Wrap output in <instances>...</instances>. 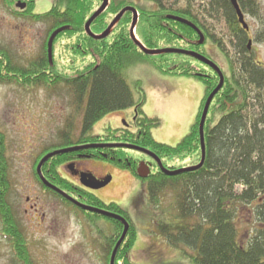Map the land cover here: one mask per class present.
Here are the masks:
<instances>
[{
    "label": "trees",
    "instance_id": "1",
    "mask_svg": "<svg viewBox=\"0 0 264 264\" xmlns=\"http://www.w3.org/2000/svg\"><path fill=\"white\" fill-rule=\"evenodd\" d=\"M35 1L26 0L28 5L26 15L20 14V16L31 22H47L49 24L47 35L58 28L67 26L68 30L59 34L54 42L56 43L60 37H65L67 40L74 39L76 43L70 47V59L73 62L75 60L85 62L84 68L71 77L57 73L53 56L51 63L46 56H42L39 60L30 63L28 67H19L17 77L3 74L6 69L0 66V85L14 83L21 87L41 85L51 87L62 84L70 93L75 112L80 114L79 135L72 139L73 125L66 124V130L60 133L59 146L45 150L34 164L33 175L43 190L48 192L38 179L36 166L44 155L61 148L88 144L125 143L149 150L161 160L164 167L170 170H174V167L169 166V163L187 158L194 161L191 165L199 163L201 153L198 124L205 101L216 86V79L200 76L199 71L191 63L196 62L192 58L175 54L155 57L144 55L130 39L128 31L131 21L130 13L122 17L106 39L95 41L83 34L84 22L89 17L93 6L91 0H52L50 10L43 15L31 13ZM146 1L152 2L158 9L156 12L140 10L136 36L141 43L147 49H157V43L164 42L168 47L191 50L192 47L187 40L192 30L166 19V14L173 12H169L162 5L165 0ZM251 4L253 6V2ZM127 6L133 5L125 1L110 3L106 11L93 22L92 31L95 34H101L112 21H108L109 18H114ZM213 6L224 9L229 16L231 7L227 0H214ZM175 14L188 18L189 12L177 10ZM169 27L174 30H169ZM81 37H84L82 42ZM44 53L46 55L45 51ZM247 53L244 46L237 52L238 56H241L240 60L236 56L235 63L240 73L239 79L235 77L233 62L231 59L228 60L230 77L226 79L222 89L211 102L204 126L206 154L202 167L197 171L172 177L160 173L156 167V172H153L147 180H141L142 183H147L149 201L153 209L158 207L160 197L166 190L175 192L177 217L182 223L175 226L173 223L158 221L155 224L156 232L175 249L180 245L191 248L195 254L189 259L194 264H264V122L251 119L248 112L251 91L249 87L256 85L255 87L259 89L264 85V69L255 68L259 72L257 74L253 66L246 65L243 59ZM88 57L93 59L90 64L87 61ZM143 60H151L153 68L161 74L194 78L205 86L204 97L195 122L189 133L173 147L153 139L152 131L159 128L161 123L144 114L143 106L146 96L140 81L133 83L137 94L135 97V92L133 93L124 78L127 68ZM70 64L67 67H71L72 64ZM68 70L71 71V69ZM131 109H134L136 113L133 123L136 133L106 128L101 135L91 134L94 125L105 116ZM78 152L85 156L106 160L120 170L128 171L138 180L136 174L138 161L127 156V150L98 148ZM68 155L63 154L48 160L42 166V173L45 175L47 169L67 158ZM8 174L5 137L0 132L1 234L10 245L15 264H35L29 252L26 236L20 229L19 218L16 217L13 206L9 202ZM236 185L242 187L240 194L234 193ZM85 197L88 198V202L94 200L92 196ZM237 205L253 208L252 214L258 225L244 246L239 240L234 221ZM110 208L116 207L112 205ZM93 218L89 222L92 231L103 224L97 222L95 220L97 218ZM190 219H197L200 223L190 226L187 224ZM117 224H112L110 233L105 234L109 245L104 252L113 248L120 237L121 229ZM134 241L135 228L132 224L131 230L128 231L117 251L114 264H132L129 261V252L132 250ZM105 255L106 264H109L110 251Z\"/></svg>",
    "mask_w": 264,
    "mask_h": 264
},
{
    "label": "rangeland",
    "instance_id": "2",
    "mask_svg": "<svg viewBox=\"0 0 264 264\" xmlns=\"http://www.w3.org/2000/svg\"><path fill=\"white\" fill-rule=\"evenodd\" d=\"M91 1L93 13L99 8L101 1ZM113 1H125L148 12H156L158 9L156 5L145 0H111V4ZM240 1L245 3L246 0ZM255 1L258 3L257 10L255 9L253 14L251 10L246 11L245 19L250 32L258 39L252 45L254 50L252 56L264 66V0ZM207 3L208 0L163 2L169 11H186L195 5V15L200 20L206 14L204 8H207ZM50 8L51 0H36L33 12L34 15H43ZM4 9L0 13V44L8 49L15 63L25 68L42 56L47 57L44 51L46 52V45L52 34L47 35L49 24L42 21L31 22L22 16L12 21ZM205 16L209 18L208 15ZM215 26L216 33L220 36L221 23L216 22ZM169 30L174 28L169 27ZM82 39L84 37H81V42ZM74 43H76L74 39L67 40L65 37H60L56 43L54 42L53 61L57 73L61 76L71 77L84 68L85 62L81 63L80 60L73 62L70 59V47ZM157 46L168 47L164 42L157 43ZM224 49L228 60L231 59L234 64L235 77L239 79L240 73L235 64L236 55L231 48ZM211 55L222 69L227 68L228 62L218 51ZM87 61L90 64L93 59L88 57ZM69 63L72 64L71 67H67ZM191 63L195 65L197 71L202 72L201 65L194 61ZM124 78L133 93L135 92L133 83L140 81L146 96L143 112L148 118H154L161 123L159 128L152 131L155 141L175 146L189 132L195 121L205 93L204 84L194 78L161 74L153 68L151 60L137 62L127 68ZM249 89H251L248 100L249 117L264 122V85L259 89L252 86ZM72 103L70 93L60 83L51 87L44 85L21 87L14 83L0 85V132L5 137V155L9 165V202L22 222L29 252L35 264H106L105 253L110 251L111 256L114 248L113 246L104 252L109 243L102 225L97 228L98 231L94 229V234H91L71 209L58 204L54 197L44 192L33 175L34 164L39 156L45 150L59 146L60 133L66 130V124L73 125L72 139L79 135L80 114L75 112ZM120 115L122 118L119 122ZM123 121L127 123L131 121L130 110L105 116L94 125L91 134L101 135L108 127H121ZM126 153L133 159H138L141 154L132 150ZM91 162L96 168H103L104 172H109L112 176L110 187L101 192L100 196L105 202H115L127 210L133 221L135 241L129 252V261L132 264H194L189 259L195 254L191 248L180 245L175 249L156 232L155 224L158 221L173 223L175 226L182 223L177 217L175 192L166 190L160 197L158 207L153 209L149 201L147 183H142L108 161ZM191 163L194 161L187 158L168 165L177 169L192 166ZM241 191L240 185L234 187V193L240 194ZM29 205H34L35 209H30ZM37 208L46 215L44 223L35 221L36 213H39ZM252 211L253 208L250 206L237 205L234 221L243 246L258 226ZM198 223L200 221L197 219L187 221L190 226ZM0 264H15L10 245L1 235V226Z\"/></svg>",
    "mask_w": 264,
    "mask_h": 264
},
{
    "label": "flooded vegetation",
    "instance_id": "3",
    "mask_svg": "<svg viewBox=\"0 0 264 264\" xmlns=\"http://www.w3.org/2000/svg\"><path fill=\"white\" fill-rule=\"evenodd\" d=\"M24 1L26 2V0ZM227 2L229 3V6L231 7L229 16H227L224 9H218L215 6H213L214 0H208V3L206 5L207 8H204V10H206L205 15H208L209 18L203 15V19L200 20L195 15V8H194L195 5L194 7L193 6L189 7L188 18L182 16L183 18L189 20V22L196 28V30L199 31L198 33L195 29L190 28L192 30V34L190 35L187 41H188L189 46L192 47L191 50L206 57L207 59L212 61L214 64H216L221 69L223 76H224V84H225L226 79L230 77L229 63H227L228 66L226 69H222L211 55L213 52L215 53L218 51L223 56V58L228 62V56L226 54L227 52L224 51L225 50L224 47H226V49L228 47L231 48L233 52L235 53V55L238 56L237 54L238 49L244 46L248 53L244 57L243 62L246 65L253 66L254 71H257V72L258 70H256L255 68L264 69V66L259 61L255 60L252 56V53L254 51L252 45L254 41H257L258 39L254 37V35L250 32V29L248 31H244L242 29L241 24L238 21L236 11L231 5L230 0H227ZM237 2L239 4V8L241 9V12L243 13L244 17L246 16V11L250 12V9H251V13L253 14V12H255V9L257 10L258 3H256L255 0H246L245 3H243V1L237 0ZM252 2H253V6L251 4ZM162 5L164 6L163 3ZM3 8L6 9L4 10L7 11L6 13H7L8 18L11 19L12 21H16V19H19L20 14L26 15L25 11H27L28 5L26 4V7L23 10H19L16 7V2L0 0V13L3 10ZM166 9L168 10V8ZM137 10L139 9L137 8ZM175 11L176 10H174L173 13H169V14L180 16V15H176ZM31 13L34 14L33 11ZM217 14L218 16H216ZM208 20H210V22H208ZM216 22L221 23V27L219 29H221L222 34L220 36H218L216 33V26H215ZM249 41H251V48L248 47ZM240 59H241V56L239 57V60ZM0 66L2 67V69L4 68L6 69V71L3 72V74H6L7 76L10 75L12 77H17L19 75L20 65L15 63L8 49H6L1 44H0ZM9 70L10 72H8ZM202 71H203L202 75H204L208 79L210 78L212 80L216 79V84L218 83L219 78L217 74L213 72L209 67H206L205 69L203 68ZM257 74H259V72ZM255 86H252V87H255ZM67 154H69L67 158L60 160V161L57 160L58 162L55 163L54 166L50 167V169H47L45 175L41 171L42 176L48 182V184L65 192L70 197H72L73 199H75L76 201H78L79 203L83 205L97 208L105 212L118 214L119 216L123 217L128 222L129 224L128 231H130L133 222L130 219L128 211L115 202H108V203L105 202L103 198L100 196L101 192L107 190L110 187L111 182H112V176L109 172H104L103 168H96V166H94L91 161L92 160L103 161V160L85 156L84 154L78 151L67 153ZM143 161H145L151 166L152 173L156 171V168L153 166L152 164L153 162L151 160L144 159ZM84 174L93 176L95 180L98 181L100 184H102L106 180H109V182L106 185L96 190H91V189L84 187L83 184L81 183V178ZM47 190L49 194L47 192L46 194L50 195L51 197H54L58 204L66 207L67 209H71L74 215L78 216V219H80L81 222L85 224L87 227H91V224L89 223L90 219H94L93 217H95L97 218L95 219L97 220V222L103 223L101 225H102V230H104V234L110 233L109 230H111L110 229L111 225L115 223H118L117 225L118 227H120L121 232H122L123 225L120 222L114 219H111V218H107L105 216H100L99 214L90 213L85 210H82L78 206L69 202L67 199L63 198L57 192L51 190L50 188H47ZM85 196H92L94 200L88 202V198H86ZM26 200L28 202L30 201L29 199H26ZM112 205L115 206L116 208L111 209L110 206ZM29 207L32 210L35 209L34 205H29ZM36 210L39 213H36L35 221H37L38 223H44L46 220V215L40 212L39 208H37ZM14 212L16 214L15 209H14ZM16 217L19 218L17 214H16ZM19 222H20L19 224L20 229H22L23 233L25 234L24 227L20 219H19Z\"/></svg>",
    "mask_w": 264,
    "mask_h": 264
},
{
    "label": "water",
    "instance_id": "4",
    "mask_svg": "<svg viewBox=\"0 0 264 264\" xmlns=\"http://www.w3.org/2000/svg\"><path fill=\"white\" fill-rule=\"evenodd\" d=\"M9 1H16V6L19 9H24L25 8V4L21 2V0H9ZM231 5L233 6V8L236 11L239 23L242 25L243 29L245 31L248 30V26L244 21V17L243 14L241 13L237 0H230ZM109 5V0H102V4L99 7V9L93 13V15L87 20V22L84 25V31L86 33V35L88 37H90L91 39L98 41V40H103L106 39L114 30V28L116 27V25L118 24V22L122 19V17L127 13H131L132 14V22L129 28V35H130V39L132 40L133 44L146 56H150V57H155V56H160V55H165V54H176V55H183L186 57H191L207 66H209L219 77V83L218 85L214 88V90L209 94V96L206 99V102L204 104L203 110H202V114L200 117V121H199V126H198V133H199V144H200V152H201V157H200V162L198 165L193 166V167H188V168H182L179 170H175V171H169L167 169H165L161 163V161L151 152L142 149V148H138L136 146H132V145H123V144H115V145H85V146H79V147H72V148H66V149H62V150H58V151H54L48 155H46L38 164L37 166V174L40 178V180L42 181V183L44 184L45 187L50 188L51 190L59 193L60 195H62L64 198H66L67 200H69L70 202H72L73 204L79 206L80 208H82L85 211H89L92 213H97L106 217H110L113 218L119 222H121L124 226L123 228V232L121 234V237L119 238V240L117 241V243L114 246V249L111 253L110 256V262L109 264H114L115 262V258H116V254L117 251L119 250L120 246L122 245V243L124 242L128 229H129V225L128 223L120 216L118 215H114V214H110L95 208H91L88 206H84L78 202H76L75 200L71 199L70 197H68L66 194H64L63 192L57 190L55 187L51 186L50 184H48V182L43 178V176L41 175V167L43 166V164L45 162H47L49 159L57 156V155H62V154H67V153H71V152H77V151H81V150H85V149H93V148H103V147H107V148H125V149H130V150H134V151H138L140 153H143L144 155L150 157L151 159H153L155 161V163L157 164L159 170L164 173L166 176L172 177V176H177L183 173H190V172H194L199 170L205 160V154H206V147H205V138H204V124H205V120H206V116L209 110V106L214 98V96L220 91V89L222 88L224 79H223V75L221 73V71L219 70V68L212 63L210 60L206 59L205 57L199 55L198 53L192 52V51H187V50H182V49H175V48H163V49H147L136 37L134 34V30L138 21V14L136 9L132 8V7H125L123 8L115 17L114 19L111 21V23L108 25V27L105 29V31H103L100 35H95L91 32L90 30V26L91 24L107 9ZM167 19L175 21V22H179L182 23L188 27H191L193 29L196 30V28L188 21L179 18V17H175V16H167ZM68 29V27H62L59 28L57 30H55L49 37L48 43H47V54H48V59L51 62L52 59V47H53V41L56 38L57 35H59L60 33L66 31ZM198 33L199 31L196 30ZM250 42L248 44V47H250ZM137 175L140 179H146L148 178V176L150 175V169L149 166L147 164H145L144 162L139 163L138 168H137ZM109 182V180L104 181L102 184H100L98 181L95 180V178L91 175L88 174H84L81 178V183L83 184L84 187L91 189V190H96L104 185H106Z\"/></svg>",
    "mask_w": 264,
    "mask_h": 264
}]
</instances>
